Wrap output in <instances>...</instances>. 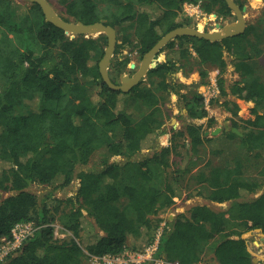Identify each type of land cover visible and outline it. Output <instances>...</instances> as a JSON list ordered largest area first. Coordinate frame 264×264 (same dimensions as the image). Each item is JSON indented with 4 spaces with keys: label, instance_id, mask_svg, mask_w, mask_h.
<instances>
[{
    "label": "trees",
    "instance_id": "16d2710c",
    "mask_svg": "<svg viewBox=\"0 0 264 264\" xmlns=\"http://www.w3.org/2000/svg\"><path fill=\"white\" fill-rule=\"evenodd\" d=\"M235 1L240 7L245 2ZM57 2L66 20L102 21L117 29L119 42L108 69L116 83L129 70V57L123 49H136L142 57L166 32L189 24L185 3L199 4L205 13L234 16L225 0ZM19 10L14 0H0V247L3 239L12 237L17 223L31 222L37 229L0 264H85L88 254H120L130 235L143 231L150 234L147 244L153 240L161 221L159 214L174 205L180 180L191 170V166L177 167L169 176L171 152L186 144L189 160L212 139L203 133V122L187 123L166 138L162 106L172 94L187 97L179 93L185 85L172 80L171 74L181 68L183 60L190 63L189 44L199 63L219 69L223 95L227 62L222 50L233 56L238 79L232 82L230 93L251 106L248 118L232 123L231 128L240 134L230 128L229 136L239 139L247 156L262 157L264 67L258 58L264 54V10L244 32L221 40L188 35L172 38L154 56L155 66L128 91L113 90L101 78L98 62L106 46L104 34L68 35L45 21L36 3H31L29 10ZM254 25L259 31L244 42L247 30ZM164 51L165 56L161 55ZM207 72L199 69L198 75L203 79ZM37 97L54 101L55 106L35 107L32 103ZM25 98L30 99L28 104ZM187 100L190 118L215 122L207 118L200 95ZM129 106H133L132 112H143L132 114ZM158 136L165 137V144L135 157L150 148ZM101 148L108 158L100 167L82 169ZM220 152L212 151L214 156ZM116 155L125 160L109 159ZM234 161L225 165L209 162L194 174L201 186L199 194L212 202H229L230 216L208 204L191 206L165 222L157 256L167 262L197 264L209 250L215 264H255L241 235L257 228L264 232V166L246 176L244 163L237 158ZM159 174L163 177L161 186L154 182ZM74 178L78 180L75 192L58 199L52 209L45 202L39 203L28 189L31 184L63 189ZM62 203L65 206L61 207ZM55 221L71 236L55 237ZM81 236L83 246L78 241Z\"/></svg>",
    "mask_w": 264,
    "mask_h": 264
},
{
    "label": "rangeland",
    "instance_id": "374dc122",
    "mask_svg": "<svg viewBox=\"0 0 264 264\" xmlns=\"http://www.w3.org/2000/svg\"><path fill=\"white\" fill-rule=\"evenodd\" d=\"M48 1L50 2V4L53 6L55 11L60 16L65 15L63 7L57 2V0H48ZM14 2L17 5H19V8H20L19 11H26V9L29 10L31 7V2L27 0H14ZM243 6L246 7L245 13H247V16H245V19L247 20L248 23H251L253 22L254 19L250 17L249 12L251 13L256 12L257 14V12L260 10L259 15H258L260 16L261 12L264 10V0H245V2L243 3ZM255 6H258V8H255ZM211 15H214L219 20L221 19V21L219 22L222 23L223 25L227 21V20L225 21L224 17L219 16L214 12H211V13H206L205 16H202V17L200 16L198 19H196L195 17H193L195 19H193L192 17L189 18L190 19L189 24L187 25H193L195 28H198L203 31L213 30L215 29V27L209 24V23L214 22V20H212L211 18ZM257 17L255 18L257 19ZM231 18L233 19L232 21L236 20L235 15L232 16ZM203 23L204 24L206 23V24L203 25ZM257 31H259V26L254 25V27H250L249 30H247L245 36L243 37L245 38L243 41L246 42L247 39H251L252 34L256 33ZM117 35H118V31H117ZM116 42H119V40H117ZM248 42H252V40ZM123 54H126L129 57V63H128L129 70L123 74L132 76L133 73L136 71V68L139 66L142 57H139L136 49H133L128 46H126L123 49ZM163 54L164 53H161V55ZM258 63L264 67V57L262 58L260 57L258 59ZM130 64H134L135 67L131 68ZM187 65L191 66V63L189 64L187 63ZM188 66H187V69H189ZM131 69H133V72ZM180 69L181 68L176 70L173 76L171 75L172 78L174 77L175 79L174 81H177L179 83L181 81L180 79L176 77V75L178 77L181 76L183 78V73L180 72ZM209 76H210L209 72H207L206 76L203 79L199 78L197 82L192 80L190 81V84H187L185 87L180 88L179 93L186 94L187 97L182 98L181 95L172 94L167 98L166 101L163 102L162 108L164 110V114L166 115L164 116V119H165L164 128L167 132L166 138H169L171 136L172 130L182 129L184 128V125L187 123H192V122L200 123L201 119L200 120L196 118L190 119L188 117L185 103L186 101H188L187 99H191L194 97V95L198 92V88H200V85L207 82ZM233 77L235 79L237 78V76L230 77L229 75H225V80L223 82V85L227 91L230 90L229 89L230 85L234 81ZM118 81H120V78ZM0 83H1V80H0ZM29 100H30L29 98L24 99L26 104H28ZM229 100L233 102L229 103L230 102ZM48 104H50L51 107L55 106L54 101H45V100L39 99L38 97L35 99L34 103H32V105H34L35 107H38L39 105H48ZM211 104L212 105L209 106L208 109L203 106L207 112V118H214L215 111L219 113V115L220 113L224 115V113L226 112L228 113V115L224 116V118L226 120H229L228 125L224 127L222 132L219 131L220 130L219 129L215 135H211V129L217 126L216 122L209 124L208 121L203 120V122L205 123L203 124L202 131L206 136L211 137L212 139H210L209 142L205 141V143L199 147V151H198L199 155H191L190 159L188 160L187 159L188 157L186 154L188 145L186 144L177 145L176 150L173 149V151L171 152L170 157H169L171 165L168 167V171H167L169 176L173 175V172L176 170L177 167H179L181 170L184 166H191L190 168L191 170L190 172L183 174L180 180V194L177 197L174 205L170 206L168 209H166V211L159 214L161 221L159 222L158 227L161 225L162 230H163V224L165 226L166 221H170L173 218H175L177 215L187 212L191 206L197 205V204H200V205L208 204L214 210H217L223 213L225 217L230 216L231 211L229 210V207H230L229 202H224V203L212 202V201L207 200L206 198H204L203 196L199 194V190L201 186L196 181V177H195L196 175L194 174L197 172V170L206 166L209 162H210V165H225L226 163L232 162V161L235 164L234 159L237 158L242 163H244L243 165H244L246 176L257 173L258 170L262 169V167L264 166V150L262 152L263 153L262 157H260L259 159H254L246 155L245 149L240 147L239 145L238 138L236 137L231 138L229 136V129L231 128L230 126H232L233 121L240 123L242 119L249 117V114H250L249 108L251 104L247 103L245 100H243L240 97H237L236 95L227 96L226 94L223 95L221 93L214 101L211 102ZM228 104H231V105H228ZM234 105H236L237 108H235ZM129 108L131 111L133 106L131 107L129 106ZM261 111H264V110H261ZM141 112H143L142 109H138L135 111L133 110V112L131 111V113L135 115H138ZM180 142L183 143V139H180ZM163 144H165V137L158 136L155 138L150 148L143 149L141 152L136 154L135 157L137 158V157H141L142 155H148L153 148H160ZM218 149H220L221 154L214 156L212 151H217ZM190 152H192L191 149H190ZM107 158H108V153L102 148L98 149L91 157L88 165L82 167V169L99 168L102 161ZM109 159L115 160V161H121V160H125V157H122L121 155H116V156L110 157ZM161 177L162 175L159 174L156 176L154 180V182L157 183L158 186L162 185L163 177L162 178ZM77 184H78V180L74 178L71 184L63 189L53 188V186L51 185L45 186V185H40V184H31L28 189L37 195L39 203L45 202L52 209L54 205L57 203L58 199H64L67 196L72 195L76 190ZM6 195L7 194H4V196ZM63 206L65 205L62 203L61 207ZM85 211L86 210L84 209L83 212L85 213ZM155 218H157V216H153V219ZM55 224L58 226V227H55L57 228V231H58V233L55 234L56 237L68 238L71 236V232L67 230L63 226L62 223H60L59 221H55ZM158 227L155 229V233L158 230ZM249 231H250L249 234H246L248 231L243 233L245 234L247 248L250 254L252 255V258L254 259L255 264H264V241H263L264 236L261 233H259V231L256 229L249 230ZM63 233L66 234L65 237H61V234ZM149 236L150 234H147L143 231L135 235H130L128 239V243H127L128 246L126 249H130V250L141 249L149 241L148 240ZM83 240L84 238L82 236L78 238V241H80L82 246L84 245ZM256 243L258 244L255 245ZM131 247H135L136 249H132ZM84 261H85V264H89V261L87 260V258H85ZM215 263H216V260L213 256V253L210 252L209 250H207L206 253L203 255L202 261L197 262V264H215Z\"/></svg>",
    "mask_w": 264,
    "mask_h": 264
},
{
    "label": "water",
    "instance_id": "95a60500",
    "mask_svg": "<svg viewBox=\"0 0 264 264\" xmlns=\"http://www.w3.org/2000/svg\"><path fill=\"white\" fill-rule=\"evenodd\" d=\"M31 3L38 4L44 20L52 23L56 27L62 29L66 34L71 36L84 35L85 37H96L99 34H104L106 36V46L104 47V52L101 59L98 62V70L104 83L113 90L128 91L134 85H136L140 80H142L149 68L155 66L154 56L157 54L159 49L164 46L169 40L176 36L188 35L195 36L199 38H204L207 40H221L223 38L240 34L245 31L247 27V22L244 16L246 7H240L235 0H225L227 6L232 10L235 15L236 20L221 25L217 23V27L210 31H203L195 28L193 25H182L171 29L162 35L157 42L142 56L139 66L132 76L127 74L120 75V83H116L111 79L108 73L110 59L113 56L114 49L117 41L116 28L107 25L102 21H94L91 23H85L82 21L66 20L62 18L53 8L48 0H27ZM217 29V30H216ZM218 30H223L220 33ZM131 68H134V64H130ZM219 128L211 131V135H215ZM232 131L240 134V132L234 127ZM264 236V232L261 228H257ZM248 231L246 234H249ZM241 237L245 239V234ZM249 251V250H248ZM254 262V259H253Z\"/></svg>",
    "mask_w": 264,
    "mask_h": 264
},
{
    "label": "built area",
    "instance_id": "2783aa9c",
    "mask_svg": "<svg viewBox=\"0 0 264 264\" xmlns=\"http://www.w3.org/2000/svg\"><path fill=\"white\" fill-rule=\"evenodd\" d=\"M186 17H195L198 19L200 16H205L199 4L185 3L183 7ZM194 18V19H195ZM206 24V23H205ZM203 23V25H205ZM216 28V22L209 23ZM202 26V25H201ZM208 81L206 82L203 90L200 92L203 106L209 108L212 101H214L220 95V88L218 84L219 69L215 68L209 73ZM54 228V236L58 233V227L55 222L52 224ZM164 227V224H163ZM37 227L31 222L17 223L12 228V237L10 239H3L0 247V260L11 250L16 249L20 246L24 239L31 236ZM161 225L154 234L153 240L146 244L144 247L138 250L124 249L120 254L109 255L105 254L102 256L87 255L89 264H180L179 262H167L165 259L157 256L159 239L162 234ZM65 233L61 234V237H65ZM56 237V236H55ZM58 238V237H57Z\"/></svg>",
    "mask_w": 264,
    "mask_h": 264
},
{
    "label": "crops",
    "instance_id": "0c3cea01",
    "mask_svg": "<svg viewBox=\"0 0 264 264\" xmlns=\"http://www.w3.org/2000/svg\"><path fill=\"white\" fill-rule=\"evenodd\" d=\"M246 6V5H245ZM255 8H258V6H255ZM245 12H246V9H245ZM244 12V16H247V13H245ZM259 12H260V10L257 12V14H256V12L255 13H251V12H249V15H250V17H252L253 19V22H251V23H254L255 22V17H257L258 15H259ZM188 18V20H190L189 18L190 17H187ZM194 19V18H193ZM217 20L218 21H221V19L219 20L218 18H217ZM227 20V21H226ZM232 18L230 17H226L225 18V24L226 23H229V22H232ZM246 22H247V20H246ZM221 25H223L222 23H220ZM250 23H248L247 22V26L249 25ZM247 28V27H246ZM189 50H190V52H191V55H192V59H194V60H192V59H190V63H191V66H188L187 65V63L189 64V62H186V61H184L183 60V62H182V66H181V69H180V72H182L183 73V78L181 77V76H177L176 75V77L178 78V79H180V83H183L185 86L187 85V84H190V81H192V80H194L195 82H197L198 81V79L200 78V76L198 75V71H199V69H207L208 70V72L210 73V71H212L213 69H215V68H217V67H215V66H208L207 64H201V63H199L198 62V59L196 58V53L194 52V50L190 47V44H189ZM222 52H223V54H224V59L226 60V62H227V67H226V72L224 73V77H225V75H229L230 77L231 76H237V78L236 79H238V75H237V73H235L234 72V65L232 64L233 62H232V60L234 59L233 58V56L232 55H228V53L226 52V49L224 48L223 50H222ZM162 53H164L163 55L165 56V54H166V52L164 51V52H162ZM261 58L262 57H264V54H262L261 56H260ZM259 57V58H260ZM258 58V59H259ZM175 60H177V59H175ZM197 61V62H196ZM179 63V62H178ZM177 63V64H178ZM187 66L189 67V69H187ZM187 69V70H186ZM178 70V69H177ZM176 72V71H175ZM175 72L174 73H172L171 75L173 76L174 74H175ZM186 72V73H185ZM234 78V77H233ZM235 78H234V80H236ZM172 80H175L174 79V77L172 78ZM206 83V82H205ZM205 83H203V84H201L200 85V88H198V92H197V94L198 95H200V92L203 90L202 88H204V84ZM231 86V85H230ZM220 88V87H219ZM230 89V88H229ZM225 91H226V95L227 96H230V95H232L231 93H230V90H226L225 89ZM230 102L229 103H232L233 101H231V100H229ZM247 103H249V102H247ZM212 104H210V106H211ZM228 105H231V104H228ZM251 106V105H250ZM227 108V107H226ZM187 110V109H186ZM228 115V113H224V115H222L221 113H220V115H219V113H217L216 111L214 112V121L216 122V124H217V126L216 127H213V129H211V131H213V130H215L216 128H219L218 130L219 131H223V129H224V127H226L227 125H228V122H229V120H226L225 118H224V116H227ZM189 117V116H188ZM190 118V117H189ZM190 119H194V118H190ZM198 120H200V119H198ZM203 122V120L201 119V121H200V123H202ZM214 122V123H215ZM203 123H205V122H203ZM231 127V126H230ZM232 128H234V127H232ZM232 128H231V130H232ZM263 241H264V239H263Z\"/></svg>",
    "mask_w": 264,
    "mask_h": 264
},
{
    "label": "bare ground",
    "instance_id": "6f19581e",
    "mask_svg": "<svg viewBox=\"0 0 264 264\" xmlns=\"http://www.w3.org/2000/svg\"><path fill=\"white\" fill-rule=\"evenodd\" d=\"M212 20H214L216 22L215 26L217 27V23L220 24V22L217 20V17H215L214 15H211ZM217 30V29H216ZM220 33H223V30H218ZM260 238V237H259ZM258 243H256L255 245H257Z\"/></svg>",
    "mask_w": 264,
    "mask_h": 264
}]
</instances>
